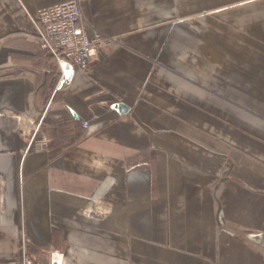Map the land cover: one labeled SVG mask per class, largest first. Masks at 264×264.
Segmentation results:
<instances>
[{"label": "crops", "instance_id": "1", "mask_svg": "<svg viewBox=\"0 0 264 264\" xmlns=\"http://www.w3.org/2000/svg\"><path fill=\"white\" fill-rule=\"evenodd\" d=\"M64 1L0 0V264H264V0H78L112 41L59 86Z\"/></svg>", "mask_w": 264, "mask_h": 264}, {"label": "built area", "instance_id": "2", "mask_svg": "<svg viewBox=\"0 0 264 264\" xmlns=\"http://www.w3.org/2000/svg\"><path fill=\"white\" fill-rule=\"evenodd\" d=\"M38 47L44 53L45 61L53 59L57 66L60 62H67L74 68L75 66L87 68L88 64L93 62L108 38L104 37L98 31L92 29V35L88 36L80 13L79 1L68 0L61 3L39 9L36 16ZM46 75L51 74L50 67L44 69ZM48 103L41 107L42 120L45 118ZM17 121H21V117H17ZM84 128L85 135H91L94 131L89 121H80ZM24 139L28 143V148L34 145V149L48 152V146L51 140L47 138L44 132L38 126L33 132H29L24 128ZM40 137V139H36ZM148 166V163H144ZM137 167L140 165H136ZM95 196V194H94ZM220 224L222 223L219 218ZM248 237L253 241H257L260 248L264 249V235L262 233L249 234ZM23 248V264H36L34 255H26ZM61 251L52 249L49 251V264L55 263L54 257L60 256Z\"/></svg>", "mask_w": 264, "mask_h": 264}, {"label": "water", "instance_id": "3", "mask_svg": "<svg viewBox=\"0 0 264 264\" xmlns=\"http://www.w3.org/2000/svg\"><path fill=\"white\" fill-rule=\"evenodd\" d=\"M60 68H61V70L63 72V77H62V80H61L59 86H63L69 80V78H70V76L72 74L73 68H72V66L70 64H68L67 62H64V61L60 62ZM119 109L120 110L122 109V105H119Z\"/></svg>", "mask_w": 264, "mask_h": 264}, {"label": "bare ground", "instance_id": "4", "mask_svg": "<svg viewBox=\"0 0 264 264\" xmlns=\"http://www.w3.org/2000/svg\"><path fill=\"white\" fill-rule=\"evenodd\" d=\"M103 124H95V125H92V129L93 131H95L96 129H98L100 126H102ZM107 183V182H106ZM106 183H104L103 185V189H106ZM100 209V208H99ZM104 209V207H103ZM93 210H96V209H93ZM101 210V209H100ZM92 212L89 211V212H86V215L87 216H91ZM54 260H55V263H59V264H62V261H63V254H61L60 256H56L54 257Z\"/></svg>", "mask_w": 264, "mask_h": 264}, {"label": "rangeland", "instance_id": "5", "mask_svg": "<svg viewBox=\"0 0 264 264\" xmlns=\"http://www.w3.org/2000/svg\"><path fill=\"white\" fill-rule=\"evenodd\" d=\"M107 38V37H106ZM109 40H108V42H111L112 40L110 39V38H108ZM107 42V43H108ZM104 106H107L108 108L110 107L109 105H107L106 103H102ZM83 130H84V128H83ZM45 135L47 136V138H49L50 140H51V143H50V145L48 146V151L51 149V146H52V143H53V139H52V137L49 135V134H46L45 133ZM36 139H40V137H36ZM34 148V145H32L29 149H33ZM148 163V166H146V168H150V163H149V161L147 162ZM94 213H92L91 214V216L93 215ZM35 257H36V263L38 262V257H37V255H35Z\"/></svg>", "mask_w": 264, "mask_h": 264}, {"label": "trees", "instance_id": "6", "mask_svg": "<svg viewBox=\"0 0 264 264\" xmlns=\"http://www.w3.org/2000/svg\"><path fill=\"white\" fill-rule=\"evenodd\" d=\"M52 67V66H51ZM51 69V68H50ZM51 72H52V69H51ZM62 125H65L63 122H58L56 123V126H54V129H51V134L54 135L55 131L59 130L60 126Z\"/></svg>", "mask_w": 264, "mask_h": 264}]
</instances>
